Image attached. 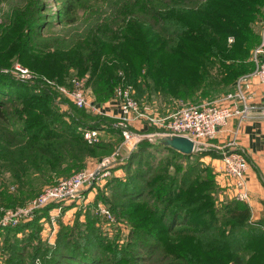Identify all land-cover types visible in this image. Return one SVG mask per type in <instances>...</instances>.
Segmentation results:
<instances>
[{"label":"rangeland","instance_id":"1","mask_svg":"<svg viewBox=\"0 0 264 264\" xmlns=\"http://www.w3.org/2000/svg\"><path fill=\"white\" fill-rule=\"evenodd\" d=\"M185 4L172 0H0V75L30 87L33 94L46 95L51 110L57 116L56 120L52 115L44 119L48 127L60 129L71 127L73 124L80 125L78 131L82 137L84 130L93 125L98 126L100 131L95 142L88 143L83 138L82 141L91 146L102 144L108 149L103 148L107 150L106 153L98 152V155L96 153L94 157L87 158L83 168L78 171L93 170L101 163L111 160L107 165L108 168L105 169L106 175L101 176L103 174L101 170L96 175L95 181L81 190L72 201L49 203L48 205L53 206L47 211L46 216L35 221L33 226L28 227L36 211L48 205L33 209L27 214L30 218L21 216V213L14 214L13 218L17 216L15 225L0 224V264H52L54 248L65 240L76 244L74 249L81 247L90 256L98 257L99 264H119L123 259L133 257L135 254L144 258L147 254L145 264H185L181 258L172 257L173 255L168 253L161 243L166 239L168 243L170 240H177L174 234L161 235L163 239L157 242L146 231H140L139 228L144 229L147 219H150L142 210L147 201L126 199L119 183L127 181L129 174H133L137 169L142 170L145 158L142 163L133 161L134 163L129 164V157L135 151V146L129 149L122 142L121 135L119 137L117 133L115 135L105 133L106 130L109 132L119 130L117 122L122 119L119 104L121 105L123 100L116 96V89L121 91L130 89L131 97L139 109L140 119L130 118L127 128L139 136H142V132L136 131L137 126L146 127L148 135L162 132L161 127L153 124L150 119L161 120L164 118L163 114L169 115L182 107L209 104L222 96L217 95L211 100L212 91L208 93L205 90L199 93L195 102L166 100L162 97L166 94L161 90L162 87L156 88L157 91L150 87L153 83L159 82L154 74L156 68H152L153 76H150L146 66L141 65L139 72L135 73V80L124 77L121 67L110 68L114 64H119L120 61L116 59L119 53L125 54L132 63L136 62L134 59L136 57L130 49L133 48L132 42L138 41L134 34H140L145 39L150 25L158 29L157 27L164 24L163 19L154 22L153 15H160L161 18L166 15L170 19L180 18L190 25L189 20L194 18L193 14L197 12V7L188 10L187 7L190 6ZM196 4L198 7L204 5ZM24 24L31 26L33 33L32 41L28 44L30 50L26 59L20 60V32ZM263 26L264 7H261L255 21L252 22V28L258 38ZM154 32H160L166 38L172 36L168 39L174 40L173 43L165 41L170 44L166 50L179 47V40L173 37L174 31L154 30ZM123 33H126L130 41H126L125 38L123 41ZM227 41L233 42L230 37ZM123 49L128 50L123 51ZM157 61L161 60L156 58ZM94 66H98L99 71L100 68L104 70V74L102 72V75L96 79L90 74ZM17 67L25 69L27 76L21 77L16 71ZM33 68H38L37 70L40 71L37 72ZM114 74H116V84L109 86V79ZM158 76L162 78L161 75ZM127 82H133L134 85H129ZM96 89L98 94L102 92L103 96H106L103 101H98ZM76 92L85 99V106L79 108L75 105L73 96ZM18 106L19 103H14L2 109L9 114ZM109 108L117 109L114 111L115 114L108 112ZM9 120V126L0 123L1 160L4 158L5 150L23 149L19 147L29 142L17 136L22 133L21 120L17 121V118L14 120L12 117H9ZM23 134L30 133L23 132ZM55 144L52 140L49 143L38 140L31 143V148L38 146L52 148ZM149 144L160 145L152 141H149ZM219 151L208 148L194 152L191 158L184 160L159 153L154 159L158 166L156 171H164L162 174L172 178L176 169L185 171L192 166H198V170L212 169L216 185L209 191V195L216 209L214 219L220 221L215 225L223 224L224 220L221 218L224 215L225 205L236 200L233 196L234 190L231 197L223 195L215 179L211 160ZM1 160L0 217L28 209L32 201L47 188L78 173L73 171L69 175H59L47 171L38 172L30 168V163H25L22 166L27 175L25 180L21 181L18 176L13 177L10 170L6 169L7 165L3 166ZM207 175L201 176L206 178ZM179 176L177 174V177ZM148 181L145 180V186H150ZM138 184L143 186L141 183ZM157 225L161 227L160 223ZM8 227L13 229L7 230ZM229 227L228 224L226 229ZM177 229L180 227L175 230ZM149 243L152 244L153 249L144 250L143 246ZM11 246L18 249L16 251L19 252L21 249L23 252L12 253Z\"/></svg>","mask_w":264,"mask_h":264},{"label":"trees","instance_id":"2","mask_svg":"<svg viewBox=\"0 0 264 264\" xmlns=\"http://www.w3.org/2000/svg\"><path fill=\"white\" fill-rule=\"evenodd\" d=\"M172 1L186 3L185 5L190 6L187 7L188 10L197 7V12L193 14L194 18L189 20L190 25L180 18L170 19L166 17L167 15L161 18L160 15H153L154 22L163 19L164 24L157 27L158 29L150 25L145 39L140 34H134L138 41H133V48L130 49L136 57L132 56L136 62L132 63L125 54L119 53L116 56L120 61L119 64H114L110 68L121 67L124 77L133 80L141 65L146 66L150 76H153L152 68H156L154 74L160 83H153L150 87L153 90L162 87L161 90L166 93L162 97L166 100L195 102L199 93L205 90L208 93L212 91L211 100L217 95L228 94L240 77L251 73L254 69L250 53L259 45L260 40L252 28V22L255 21L261 7H264V0ZM196 3L204 5L198 7ZM154 30L174 31L173 37L179 40V47L166 50L170 44L165 41L173 43L174 40L168 39L172 36L166 38L162 33H155ZM21 31L19 58L25 60L30 50L28 44L32 41L33 31L31 26L25 24ZM229 37L232 38V43H228ZM124 38H128L126 33L122 34L123 41ZM125 50L128 49H123ZM156 58L161 61L156 62ZM95 61L98 63L97 60ZM33 69L36 71L38 68ZM98 69V66L91 69L90 74H93L92 77L95 79L101 76L102 72L104 74V70ZM39 71L40 69L37 70ZM113 84H116V74L109 79V86ZM127 84L131 85L133 82ZM103 93L106 95L105 91ZM99 94L98 101H103L106 96H103L102 92ZM14 103H19V106L11 113L8 114L2 109ZM51 115L56 120L57 116L51 110L46 95L33 94L30 87L0 75V123L9 126V117L14 120L17 118V121L21 120L22 133L17 136L29 141L25 146L19 147L23 149L5 150L4 158L0 159L3 166L7 165L6 169L10 170L13 177L18 176L21 181L25 180L27 173L22 166L25 163H30V168L38 172L69 175L73 171L82 169L87 158L94 157L96 153L97 155L106 153L107 150L103 148H108L105 145L91 146L82 141L78 131L80 125L73 124L71 127L60 129L48 127L44 119ZM89 128L100 131L98 126L93 125ZM107 132L110 135L117 133L120 137V131L117 129L113 132L106 130L105 133ZM38 140L46 143L52 140L56 144L52 148L38 146L32 149L31 143ZM134 148L135 151L129 157V164L133 161L142 163L145 158L143 169H137L133 174H129L127 181L120 182L119 186L126 199L147 201L142 210L150 219H147L144 229L139 228L140 231H146L157 242L163 239L161 235L174 234L177 240L173 239L168 243L166 239L161 243L166 247V251L173 255L172 257L181 258L185 264H229L230 262L264 264V224L249 222L250 212L244 202L233 200L226 204L221 218L224 220L221 221L223 224L215 225L220 221L214 219L216 209L209 195V191L216 185L212 169L198 170V166H192L185 171L176 169L175 176L168 177L167 174H162L164 171H156L158 167L154 162L156 155L166 153L178 160H184L191 158L192 154L184 155L165 146H153L146 139H141ZM213 157L220 158V154L217 153V156ZM20 173L22 174L19 175ZM177 174L180 176L177 177ZM203 174L208 175L202 178ZM147 178L150 180L148 181ZM145 180L150 186L144 185ZM52 206L48 205L36 211L28 227L46 216ZM159 223L161 227H158ZM228 224L230 227L226 229ZM177 227L180 229L175 230ZM188 227L190 229H187ZM10 229L13 228H7ZM60 244L58 243L54 248L52 264H99L98 257L90 256L84 248L74 249L76 244L70 243L69 240ZM143 248L153 249L150 243ZM16 250L18 249L11 246L12 253L18 252ZM22 252L20 249L18 254ZM145 258L147 259V254ZM145 258L135 254L133 257L123 259L119 264H145Z\"/></svg>","mask_w":264,"mask_h":264},{"label":"built area","instance_id":"3","mask_svg":"<svg viewBox=\"0 0 264 264\" xmlns=\"http://www.w3.org/2000/svg\"><path fill=\"white\" fill-rule=\"evenodd\" d=\"M259 40V45L251 53V60L254 63L253 71L240 77L234 84L231 92L220 96L212 103L197 105L196 107H182L180 110L165 116L161 120L152 121L150 119L153 124L161 127L162 132L158 134L186 137L192 141L195 152L204 151L208 148L220 150L222 173L231 182L234 190L233 196H235L237 201H242L247 205L249 204V196L246 171L249 164L246 161L244 152L238 147L235 139L229 140L223 146H216L212 140L215 139L218 129L224 126L229 119L236 118L239 122H242L249 116L252 109V106L249 104L248 95L251 80L255 79L264 88V26L260 30ZM16 71L19 72L21 77L27 76L25 69L17 67ZM115 93L118 99L123 100L121 105L119 104L122 119L117 122V126H119L122 142L130 149L141 139L145 138V136H139L127 128L130 118L138 120L140 117L139 109L131 97L130 89L128 91L116 89ZM73 101L79 108L86 104L85 99L82 98L79 92L75 93ZM262 113L264 114V110ZM97 136L98 131L93 129H86L82 134L83 140L88 143L95 142ZM110 162L111 160H107L105 163L96 166L93 170L84 169L69 178L62 179V181L47 188L43 194L33 200L28 209L0 217V224L3 226L9 224L15 225L17 216L13 218L14 214L21 213V216L30 218L27 214L35 208L47 206L49 203H63V201L74 200L81 190L90 186L95 181L96 175L101 170H103L101 176L106 175L105 169L108 168L107 165Z\"/></svg>","mask_w":264,"mask_h":264},{"label":"crops","instance_id":"4","mask_svg":"<svg viewBox=\"0 0 264 264\" xmlns=\"http://www.w3.org/2000/svg\"><path fill=\"white\" fill-rule=\"evenodd\" d=\"M249 104L252 109L245 121L239 122L236 118H231L224 126L218 129L215 139L212 142L216 146H223L229 140L235 139L238 147L245 154L249 167L246 171L248 181L250 212L249 222L264 224V88L255 79L251 80L249 86ZM116 108V107H115ZM111 114H115L113 108L108 109ZM119 112V110H118ZM118 114V113H117ZM168 114H163L162 117ZM142 132V136H149L146 127L135 128ZM147 133V134H146ZM153 135V134H152ZM221 155V152H218ZM211 164L215 173V179L223 195L231 197L233 187L230 180L222 173L220 158H212ZM221 195V194H220Z\"/></svg>","mask_w":264,"mask_h":264},{"label":"water","instance_id":"5","mask_svg":"<svg viewBox=\"0 0 264 264\" xmlns=\"http://www.w3.org/2000/svg\"><path fill=\"white\" fill-rule=\"evenodd\" d=\"M144 139L148 142L152 141L156 145L160 144L174 151L176 150L184 155H191L195 152L192 141L183 136L153 134L146 136Z\"/></svg>","mask_w":264,"mask_h":264}]
</instances>
